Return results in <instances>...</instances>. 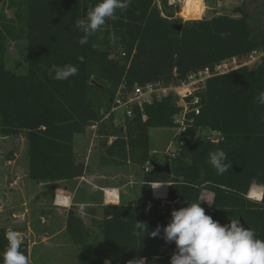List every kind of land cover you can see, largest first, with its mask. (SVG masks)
Masks as SVG:
<instances>
[{
    "label": "trees",
    "instance_id": "obj_1",
    "mask_svg": "<svg viewBox=\"0 0 264 264\" xmlns=\"http://www.w3.org/2000/svg\"><path fill=\"white\" fill-rule=\"evenodd\" d=\"M20 2L15 19L0 14V135L26 131L28 175L50 185L85 174L86 164L76 159L75 136L103 117L122 83L129 90L149 82L179 84L189 73L206 66L246 59L254 52L261 55L260 64H240L213 75L204 88L194 92L200 98V113L189 114L194 119L180 134L181 150L167 158L171 174L144 169L143 180L148 186L137 202L102 204V219L97 222L102 242L90 240L92 231L77 206L69 207L65 230L70 240L81 246L77 264H129L136 258H145L146 264H171L176 245L163 239V228L161 235L153 238L134 235L133 225L135 220L145 221L149 232L157 225L167 226L174 208L199 202L201 186L215 193L212 205H201L207 214L221 224L242 217L257 238L264 239V200L244 196L253 178L258 186H264V104L256 99L264 91V32L253 33L249 12L236 7L239 16L170 19L154 0H131L126 10H117L115 19L81 45L78 40L83 33L75 21L84 18L89 7L100 0ZM199 5L197 17L203 12L204 0H199ZM174 23H182V30L175 29ZM112 33L117 37L115 43L109 39ZM21 37L30 44L28 73L10 71L6 65L7 41ZM79 57H83L82 63ZM69 63L79 69L76 75L66 80L54 79L55 73L49 75L52 65ZM96 74L114 84L105 104L97 105L89 98L91 90L104 92L92 82L91 76ZM180 110L177 97L169 94L142 108L136 106L125 128L101 124L106 138L116 136L106 144V152L115 156L129 145L139 149L132 158L142 164L157 162L150 154V129L176 127L175 115ZM200 129L219 131L222 139L198 135ZM218 148L232 164L223 174L210 163V153ZM170 181L168 197L154 199L151 183ZM108 194L111 201L117 200L116 188ZM87 208L83 211L93 219L97 209ZM5 232L0 228V264L7 245ZM21 250L28 254L27 244L23 243Z\"/></svg>",
    "mask_w": 264,
    "mask_h": 264
},
{
    "label": "rangeland",
    "instance_id": "obj_2",
    "mask_svg": "<svg viewBox=\"0 0 264 264\" xmlns=\"http://www.w3.org/2000/svg\"><path fill=\"white\" fill-rule=\"evenodd\" d=\"M20 1L0 0V14L15 19L16 12L22 4ZM263 2L264 0H204L202 14L197 18H186L182 15L183 0H154L163 14L170 19L210 18L218 14L239 16L240 13H236L234 8L242 7V10L249 12L251 16L250 24L253 33L264 32ZM6 46L7 69L16 73H28L30 70V44L27 39L21 37L8 40ZM115 52L118 54L120 50L116 49ZM234 59L239 64L247 62L249 67H254L260 64L261 55L253 53L246 59H228L230 66H234ZM91 78L102 85L104 92L91 90L89 98L97 105L100 102L105 104L108 100V92L114 89V84H111L100 74L92 75ZM101 129L99 127L92 129L88 126L85 133L76 135L75 141L76 159L86 164V175L91 173L90 179L100 187L93 190L87 186L89 184L85 180L83 183L79 181L77 183L75 180L71 186H68L70 189L79 186L74 200L82 194H85L86 197L92 195V198H89L90 201L87 202L89 205L86 207H88L87 209L96 208V216L92 219L89 214L83 211V208L81 210L83 212H78L92 231L90 240L97 242L103 240L102 232L97 224L102 219L101 205L103 202L113 203L106 198L105 190L108 195L111 189L121 187L124 192L121 196L122 202H137L145 191L144 186H148L143 180L144 169L151 164L150 160L142 164L139 159L132 158L131 155L133 153L137 155L139 149L133 150L129 145L123 153L115 156L109 155L106 152V144L112 143L116 136L112 135L106 138L104 132L101 133ZM207 131L200 129L197 134L206 138ZM93 134L96 137L92 140ZM180 139L181 135L176 127L151 128L149 135L150 154L155 157L157 162L165 163L169 155L181 150L180 146L183 141ZM168 183L170 186L172 182ZM53 185L30 179L26 131L18 135H0V228L5 229V231L11 228L20 233L23 243L27 244L28 254L30 253V264H77L81 246L74 244L64 229L68 210H63L62 208L65 206H59L55 203L58 193L65 194L59 190L63 184L59 182L57 185ZM165 189L166 184L156 188L155 193L163 192ZM200 189L199 202L202 201L201 205H212L215 193L205 186H201ZM261 190L263 197L264 188L261 187ZM248 191L244 194L245 197ZM98 194L102 199L96 201ZM167 197L168 195L153 198L164 199ZM92 202L95 205H92ZM247 226L250 228L248 224ZM105 264H109V262Z\"/></svg>",
    "mask_w": 264,
    "mask_h": 264
},
{
    "label": "clouds",
    "instance_id": "obj_3",
    "mask_svg": "<svg viewBox=\"0 0 264 264\" xmlns=\"http://www.w3.org/2000/svg\"><path fill=\"white\" fill-rule=\"evenodd\" d=\"M131 0H100L94 7L90 6L84 18L75 21L76 28L83 35L78 42L86 44L89 38L99 32L110 19L116 18L117 10H126ZM102 38V37H101ZM109 39L115 43L117 37L112 33ZM83 62V57L78 58ZM79 69L69 63L63 66L52 65L49 75L56 80H66L78 73ZM260 104H264V91L256 97ZM227 161V154L223 149H216L210 153V163L219 174H223L232 167ZM166 183L152 184L156 189ZM257 181L253 178L249 189L248 199L257 202L264 197H253L250 193L257 188ZM264 187V186H260ZM59 195L57 199H59ZM67 200V198H65ZM201 202H189L188 206L173 209L171 220L167 226L157 225L149 232V225L145 221L135 220L134 235H150L153 238L161 235L166 242H175L176 251L171 256V264H264V239L257 238L254 229L244 227L240 219H230L229 224H221L207 214ZM7 245L3 252V264H30V253L22 251L23 240L20 233L9 228L5 232ZM129 264H146L145 258H136Z\"/></svg>",
    "mask_w": 264,
    "mask_h": 264
},
{
    "label": "built area",
    "instance_id": "obj_4",
    "mask_svg": "<svg viewBox=\"0 0 264 264\" xmlns=\"http://www.w3.org/2000/svg\"><path fill=\"white\" fill-rule=\"evenodd\" d=\"M256 53V52H254ZM124 54V53H123ZM253 54V53H252ZM252 54L250 56H252ZM242 64L247 65V62ZM234 66H230L227 60L215 64L214 66H206L202 69L193 71L187 75L179 84L163 83V82H149L143 85L135 86L130 89L126 84L122 83L115 93L114 98L111 101L110 107L106 110L103 117L94 125H91L92 129L100 128L101 124H108L114 126L126 127V122L134 116V108H142L144 104L151 103L155 99H160L169 94H173L177 97V105L181 108L178 114L175 115V122L177 124L179 134H182L187 130L190 123L193 122V116L189 117L190 113H200V98L194 95L204 88L206 81L209 77L217 74L228 72L230 69L239 66V62L234 59ZM194 95L190 100L188 96ZM142 118L147 119V115L143 114ZM206 130V129H204ZM207 139L218 141L222 139V135L219 131L211 130L207 131ZM96 135L93 134V138ZM93 143V141H92ZM153 168L152 163L146 166L145 170L148 171ZM253 190L260 191L259 194L250 193L253 197H262L261 187H257ZM252 190V191H253ZM106 198L110 199L109 194L105 190ZM59 195V199L57 196ZM249 195V191L247 196ZM67 198V200H65ZM254 200V199H253ZM111 201V199L109 200ZM113 202V201H112ZM55 203L59 206H71V197L66 194L58 193L55 198Z\"/></svg>",
    "mask_w": 264,
    "mask_h": 264
},
{
    "label": "crops",
    "instance_id": "obj_5",
    "mask_svg": "<svg viewBox=\"0 0 264 264\" xmlns=\"http://www.w3.org/2000/svg\"><path fill=\"white\" fill-rule=\"evenodd\" d=\"M76 137L77 136H75V141H76ZM75 147H76V145H75ZM76 151V150H75ZM86 172H87V170H86ZM86 172H85V174L83 175V176H81V177H77V178H74V179H71V180H61V181H58L57 182V184L60 182V184L62 183L63 184V186H62V188L61 189H59V190H61V191H63L66 195H68L69 197H71V206L73 205V204H75L76 206H77V208H78V211L79 212H83V211H81L82 210V208H84V207H86V205H89V203H87V202H89L90 201V199L89 198H92V195H88L87 197H86V195L85 194H82L78 199L76 198V200H74L75 199V196H76V194L78 193V190H79V186L77 185V186H75V187H73V189H70V187L68 188V186L70 185H72V182L73 181H77V183H78V181L80 182V183H83V181L85 180V182H87L89 185H87L89 188H91V189H93V190H95V189H98V187H100V186H97L96 185V183H94L91 179H90V177H91V173H89L88 175H86ZM156 183H166V189H165V191H163V192H158V193H155V189H153L152 188V195H153V197H155V198H159V197H163V196H165V195H168V191H169V183L168 182H152L151 184H156ZM92 185V186H91ZM94 185V186H93ZM60 188V187H59ZM119 189H117L118 190V192H119V197L117 198V200H115V201H113V203H118V202H120L121 201V196H122V193H124L123 192V190H121L122 188L121 187H118ZM115 189V188H114ZM126 191V190H125ZM102 199V197L98 194V200H96V201H99V200H101ZM104 203H108V202H103V204ZM92 205H95V203H91ZM102 204V203H101ZM95 207H97V206H95ZM68 208L69 207H63L62 209L63 210H68ZM82 217V216H81ZM65 226H66V224H65ZM65 226H64V229H65ZM107 262H109V261H107Z\"/></svg>",
    "mask_w": 264,
    "mask_h": 264
},
{
    "label": "water",
    "instance_id": "obj_6",
    "mask_svg": "<svg viewBox=\"0 0 264 264\" xmlns=\"http://www.w3.org/2000/svg\"><path fill=\"white\" fill-rule=\"evenodd\" d=\"M173 27L177 30H182L183 24L182 23H174ZM94 84H96L97 86H102L101 84H99L98 82H96L95 80L92 81ZM153 168L151 169L152 173L155 172H161V173H165V174H171V165L170 162L167 161L165 163H159V162H152ZM241 224L248 228L247 224L245 223L244 219L242 217L239 218Z\"/></svg>",
    "mask_w": 264,
    "mask_h": 264
},
{
    "label": "bare ground",
    "instance_id": "obj_7",
    "mask_svg": "<svg viewBox=\"0 0 264 264\" xmlns=\"http://www.w3.org/2000/svg\"><path fill=\"white\" fill-rule=\"evenodd\" d=\"M199 13H200L199 0H183V9H182L183 16H185L186 18H195L199 15ZM253 191L252 193L254 194L260 193V191L257 190H253Z\"/></svg>",
    "mask_w": 264,
    "mask_h": 264
}]
</instances>
